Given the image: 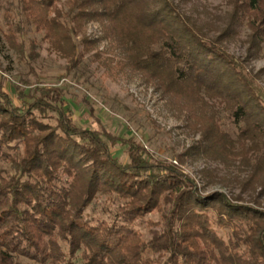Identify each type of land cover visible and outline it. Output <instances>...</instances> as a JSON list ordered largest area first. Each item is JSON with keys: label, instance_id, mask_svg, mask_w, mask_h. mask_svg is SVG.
<instances>
[{"label": "trees", "instance_id": "trees-1", "mask_svg": "<svg viewBox=\"0 0 264 264\" xmlns=\"http://www.w3.org/2000/svg\"><path fill=\"white\" fill-rule=\"evenodd\" d=\"M60 1L20 0L21 14L72 51L98 24L101 36L81 44L105 41L123 60L112 67L151 85L198 139L176 164L156 160L132 138L76 125L57 89L24 100L15 88L16 103L0 82V264H264V68L246 66L264 56V0H229L205 22L183 0H66V13ZM23 26L8 24L9 44ZM242 28L235 57L227 45ZM187 158L202 159L197 178Z\"/></svg>", "mask_w": 264, "mask_h": 264}, {"label": "rangeland", "instance_id": "rangeland-1", "mask_svg": "<svg viewBox=\"0 0 264 264\" xmlns=\"http://www.w3.org/2000/svg\"><path fill=\"white\" fill-rule=\"evenodd\" d=\"M21 6L20 0H0V82L16 103L15 88L23 94L24 100L36 90L57 89L76 125L89 130H105L123 139L132 138L154 159L167 163L176 164V156L198 139V136L192 138L184 133L185 123L172 116L166 101L151 85L124 69L112 67L123 60L105 41L89 46L88 50L81 44L83 36L89 39L101 36L98 24L85 25L74 37L76 50L72 51L67 44H52L46 39L45 30L37 29L36 23L21 14ZM57 6L64 13L69 8L66 0H61ZM179 7L188 17L199 16L203 22L206 16L221 18L230 9L229 0H183ZM19 21L24 22L22 36L17 35V44H9L4 36L8 24ZM247 32L242 28L237 38L228 43L231 55L245 56L246 45L239 40L244 41ZM246 66L258 72L264 68V56L261 54L250 60ZM258 80V84L264 86V75ZM48 116L45 121L54 126L53 115ZM113 154L123 164L128 161L121 147ZM202 167V159L187 158L184 171L197 178L196 173ZM214 191L222 190L211 186L207 192ZM104 202L105 197H97L86 214L91 218L102 216ZM260 203L264 207V198ZM148 218L156 220L157 216ZM140 229L148 238V228L143 225ZM17 260L22 264H34L23 258ZM76 264H82L80 258Z\"/></svg>", "mask_w": 264, "mask_h": 264}]
</instances>
